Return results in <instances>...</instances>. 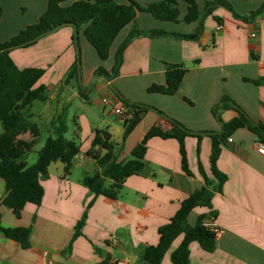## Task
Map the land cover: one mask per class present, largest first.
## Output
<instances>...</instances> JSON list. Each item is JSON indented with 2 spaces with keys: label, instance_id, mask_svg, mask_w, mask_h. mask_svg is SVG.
I'll list each match as a JSON object with an SVG mask.
<instances>
[{
  "label": "crops",
  "instance_id": "crops-1",
  "mask_svg": "<svg viewBox=\"0 0 264 264\" xmlns=\"http://www.w3.org/2000/svg\"><path fill=\"white\" fill-rule=\"evenodd\" d=\"M78 1L83 0H68L62 5L70 6ZM114 1L120 5L130 3V0ZM133 1L146 6L163 0ZM177 1L182 19L188 13L187 4L185 0ZM207 1L212 0H196L200 11L204 10ZM228 2L237 14L247 16L258 10L264 0ZM48 4L49 0H1L0 44L35 21L38 23ZM27 5L37 8L35 21L12 17L13 8ZM136 23L142 31L163 30L185 35L192 34L198 27V22H165L145 12L137 13ZM132 29L133 24H130L119 33L107 61L99 57L84 33L80 34V43L83 42L85 48L80 79L85 88H91L87 93L89 100L82 99L84 102L90 103L94 95H99L102 100L96 97L92 101H100L103 105L105 98H112L116 107H121L124 105L119 94L130 103L160 110L192 132L218 133L222 130V122H230L238 116L231 107L220 108L219 118L213 113L214 107L224 97H229L248 117L264 125V13L254 23L246 24L219 7L205 20L199 41L169 36L137 37L125 49L117 77L110 81L96 77L95 71L102 65L95 60L96 56L87 43L102 61L107 62L103 68L111 72L116 52ZM73 33L72 27H65L31 47L17 49L10 54L20 69L45 70L39 85L48 88L51 104L56 103L57 106L62 102L61 111L56 110L57 116L65 109V102L69 103L72 97L80 98L75 80L63 85L66 73L76 61ZM89 57L94 59L91 68H87ZM167 64L187 69L179 90L174 95L151 92L153 86H166ZM70 87H73L71 97ZM111 113L114 114L113 110ZM35 116L33 114L32 121ZM90 116L97 121L94 112ZM75 119L81 122L80 126L76 125L80 128L82 143L79 154L73 159L70 176L62 178L63 166L56 172L49 170V178L42 181L44 198L41 205L28 203L20 217L1 205L5 193L0 198L4 227L32 228L26 249L0 232V264H143L140 260L142 248L157 246L159 228L172 220L184 200L205 186L200 166L209 179L217 182L211 167L212 139L209 136H203L201 140L196 137L185 139L191 176L182 168L178 140L152 137L147 142L144 168L126 180L117 201L103 196L96 198L88 210L81 235L75 238L77 225L94 198L82 180L85 174L97 171L96 161L87 155L95 129L110 133L117 147V160L124 163L132 158L133 150L153 128H159L166 134L174 129L158 113L149 111L126 138L125 121L119 118L124 129L121 138L115 142L107 121L103 120L100 127L87 126L84 129L82 122L87 121L86 115ZM116 131L118 134L119 130ZM259 143V138L244 128L236 130L221 146L217 169L227 176V180L222 191L214 195L212 208L194 209L188 223L194 226L200 216L206 215V222H214L222 233L213 252H206L197 242L192 243L191 264H264V157L257 152ZM75 170L82 175L76 176ZM182 241L183 235L173 242L161 264H172L171 254Z\"/></svg>",
  "mask_w": 264,
  "mask_h": 264
},
{
  "label": "trees",
  "instance_id": "trees-1",
  "mask_svg": "<svg viewBox=\"0 0 264 264\" xmlns=\"http://www.w3.org/2000/svg\"><path fill=\"white\" fill-rule=\"evenodd\" d=\"M66 1L68 0H49L48 9L37 24L27 26L9 41L0 44V124L3 128V133L0 135V179L5 185V195L1 200V205L11 209L17 217H20L28 203L41 205L44 198L42 181L49 178V168L52 164L62 163V178L70 176L73 159L79 154L80 147L75 140L65 138L69 127L68 115L63 109L51 123L52 135L39 152L37 162L32 166L28 165L27 155L34 149L41 136L39 126L32 121L31 108L35 102H47L49 90L46 86L39 85L45 71L36 68L20 69L10 56L12 51L31 47L42 38L62 28L72 27L76 61L66 73L63 85L67 86L75 80L80 98L88 101L87 93L91 91V88H85L80 79L82 75L80 34L82 32L96 49L99 57L102 60H107L110 48L119 33L128 25L133 24L132 31L116 52L115 64L111 72L103 67H99L95 71L96 77H103L110 81L119 75L124 51L137 37L169 36L181 40L199 41L204 32L205 20L219 7L225 8L232 13L236 20L246 24L254 23L264 13V2L258 10L247 16H241L235 12L228 0L207 1L203 11L198 9L196 0H185L188 13L181 19L177 0H163L146 6H140L133 0H130L127 5H120L114 0H83L70 6H63L62 4ZM138 12L149 13L156 20L165 22H185L187 24L198 22V27L188 35L169 33L163 30L142 31L136 23ZM1 17L0 0V19ZM186 73L187 69L183 66L167 64L166 86H153L150 91L174 95L179 90ZM117 95L132 114L131 118L125 122L124 138L139 125L144 115L149 111L158 113L164 120L172 124L174 129L172 133L166 134L159 128H153L133 150L132 158L125 163L118 162L116 144L113 143L110 133L107 130L95 129L92 146L87 155L96 161L97 171L85 174L82 180L83 185L89 189L94 198L87 205L82 220L77 225L75 238L81 235L88 210L94 205L96 198L103 196L110 201H117L126 180L137 175L144 168L147 142L150 138L178 140L182 168L187 175L191 176L185 139L196 137L201 140L203 136H209L212 139L211 167L217 182L209 179L200 166L205 186L184 200L172 220L159 228V244L142 248L140 255L143 264H161L173 242L183 235L181 245L171 254V261L172 264H191L190 245L192 243L197 242L206 252H213L216 248L217 238L214 232L205 225L207 216H200L194 226L188 223V217L196 208H212L214 195L222 191L227 176L217 169L221 146L236 130L244 128L251 131L261 143H264V125L253 121L234 101L229 97H224L221 103L214 107V115L218 117L220 108L231 107L238 113V116L230 122H222V130L218 133H196L152 106L130 103L119 94ZM79 131L80 128H78ZM27 134L30 136L31 142L23 140V136ZM0 232L5 238L17 242L22 248L29 247L32 228H6L2 225L0 215Z\"/></svg>",
  "mask_w": 264,
  "mask_h": 264
},
{
  "label": "rangeland",
  "instance_id": "rangeland-1",
  "mask_svg": "<svg viewBox=\"0 0 264 264\" xmlns=\"http://www.w3.org/2000/svg\"><path fill=\"white\" fill-rule=\"evenodd\" d=\"M36 9H37L36 7H31L28 5L21 6V7H15L12 9V17L15 19L24 18L26 20L35 21L34 19L36 17ZM34 23L37 24L36 21ZM87 44L92 50L93 54H95L96 56L95 60H99L98 62H100V64L103 67L107 63L106 62L107 60L102 61L97 56L95 49L89 43ZM80 46L84 54L85 48H84L83 42L80 43ZM93 65H94V59L92 57H89L87 59V68H91ZM72 89L73 87H70L69 89L70 97L73 94ZM96 97L102 100V96H99V95H94L92 97V100ZM92 100L90 103H86L79 97H72L69 100L70 101L69 103L66 104L65 102L64 108L68 115V127H69L68 132L65 134V138L67 140H75L79 146L81 145L82 136L80 135V132H78L77 130L78 126L81 125V122L76 120L75 117L84 114L87 117V121L82 122L84 129H87V126L88 127H92V126L100 127V125H102L103 120L107 121V123L112 128V133L114 134V141L118 142V138L119 137L121 138V135L124 129L123 123L122 124L119 123L120 117L117 116L115 113L114 114L111 113V111L113 110V107H110V106L105 107L104 105H102L100 101H95V100L92 101ZM55 104H51L50 101H47L45 103L35 102L33 104V109H31V111L34 115H36L33 121L36 122L38 126L40 127L41 136L39 138L38 143L35 145L34 149L31 152H29L27 155V163L29 166H32L37 162L39 152L45 146L47 139L52 135L51 123L54 119H56V116H57L56 110L61 111L62 102H58L57 106H55ZM49 105L52 107V109L51 107L49 109ZM49 110L50 111L52 110V111L50 112ZM91 112H94L96 114L97 121L91 118L90 116ZM41 113L44 115H40ZM76 123L78 124V126L76 125ZM117 129L119 130L118 134L116 131ZM2 133H3V128L0 124V135ZM23 139L29 140L30 136L28 134L24 135ZM116 152H117V147H116ZM62 166H63L62 163L57 162V163L52 164L49 170L51 172H56L57 169L61 170ZM75 175L76 176L82 175V172L80 174L78 170H75ZM4 193H5V185H4V182L0 179V198L4 195Z\"/></svg>",
  "mask_w": 264,
  "mask_h": 264
},
{
  "label": "built area",
  "instance_id": "built-area-1",
  "mask_svg": "<svg viewBox=\"0 0 264 264\" xmlns=\"http://www.w3.org/2000/svg\"><path fill=\"white\" fill-rule=\"evenodd\" d=\"M103 105L105 107H107V106L113 107V112L116 115H118L125 122L127 120H129L131 118V116H132V114L129 111V109L125 108L124 106L116 107L115 101L112 98H105L103 100ZM229 142H232V140L229 139ZM257 152L262 157H264V143H259L257 145ZM205 225L214 232L216 238H219L221 236L222 231L214 224V222H206ZM113 264H127V263H124V262H114Z\"/></svg>",
  "mask_w": 264,
  "mask_h": 264
}]
</instances>
